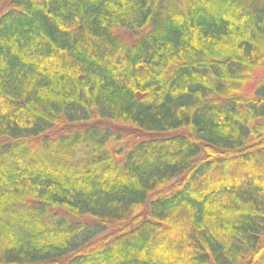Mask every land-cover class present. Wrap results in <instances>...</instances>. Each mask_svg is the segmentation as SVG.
I'll use <instances>...</instances> for the list:
<instances>
[{
  "label": "trees",
  "instance_id": "obj_1",
  "mask_svg": "<svg viewBox=\"0 0 264 264\" xmlns=\"http://www.w3.org/2000/svg\"><path fill=\"white\" fill-rule=\"evenodd\" d=\"M0 264H264V0H0Z\"/></svg>",
  "mask_w": 264,
  "mask_h": 264
}]
</instances>
